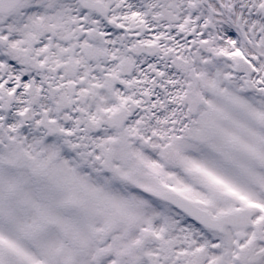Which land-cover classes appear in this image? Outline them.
<instances>
[{"label": "snow or ice", "instance_id": "snow-or-ice-1", "mask_svg": "<svg viewBox=\"0 0 264 264\" xmlns=\"http://www.w3.org/2000/svg\"><path fill=\"white\" fill-rule=\"evenodd\" d=\"M0 264H264V0H0Z\"/></svg>", "mask_w": 264, "mask_h": 264}]
</instances>
